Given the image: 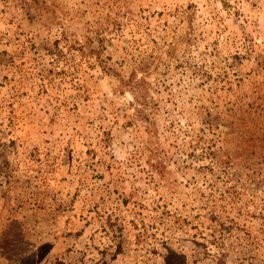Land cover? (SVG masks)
<instances>
[{"label": "rangeland", "instance_id": "obj_1", "mask_svg": "<svg viewBox=\"0 0 264 264\" xmlns=\"http://www.w3.org/2000/svg\"><path fill=\"white\" fill-rule=\"evenodd\" d=\"M0 264H264V0H0Z\"/></svg>", "mask_w": 264, "mask_h": 264}]
</instances>
